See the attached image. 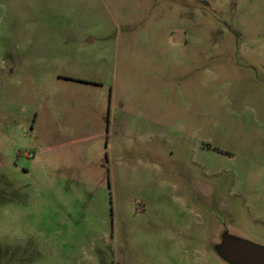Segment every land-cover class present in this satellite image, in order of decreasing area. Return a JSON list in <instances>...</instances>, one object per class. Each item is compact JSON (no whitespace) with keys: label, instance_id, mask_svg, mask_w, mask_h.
Listing matches in <instances>:
<instances>
[{"label":"rangeland","instance_id":"obj_1","mask_svg":"<svg viewBox=\"0 0 264 264\" xmlns=\"http://www.w3.org/2000/svg\"><path fill=\"white\" fill-rule=\"evenodd\" d=\"M264 249V0H0V264H232Z\"/></svg>","mask_w":264,"mask_h":264},{"label":"water","instance_id":"obj_2","mask_svg":"<svg viewBox=\"0 0 264 264\" xmlns=\"http://www.w3.org/2000/svg\"><path fill=\"white\" fill-rule=\"evenodd\" d=\"M222 255L232 264H264V249L254 247L237 239H225Z\"/></svg>","mask_w":264,"mask_h":264},{"label":"flooded vegetation","instance_id":"obj_3","mask_svg":"<svg viewBox=\"0 0 264 264\" xmlns=\"http://www.w3.org/2000/svg\"><path fill=\"white\" fill-rule=\"evenodd\" d=\"M219 249H221V248L219 247ZM219 252L222 253L221 250H219ZM221 255H222V254H221Z\"/></svg>","mask_w":264,"mask_h":264}]
</instances>
